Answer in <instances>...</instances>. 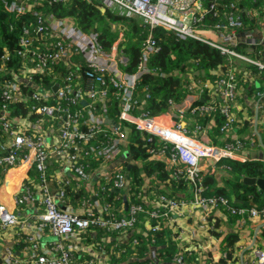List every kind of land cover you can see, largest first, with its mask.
I'll return each instance as SVG.
<instances>
[{
  "label": "trees",
  "instance_id": "trees-1",
  "mask_svg": "<svg viewBox=\"0 0 264 264\" xmlns=\"http://www.w3.org/2000/svg\"><path fill=\"white\" fill-rule=\"evenodd\" d=\"M201 1L205 11L197 23L199 26L214 27L216 24L223 26L230 12L239 15L243 21L238 31L257 28L264 21V0ZM13 2L17 5H30L32 10L38 11L43 19L52 15L56 19L74 21L76 29L95 37L98 47L103 52H110L114 41L122 33L120 51L128 58L127 65L121 66L123 71L129 74L137 73L143 57L146 56L147 70L141 72L136 80L131 95L130 110L137 115H159L185 103L195 95L192 105L185 114L193 120L194 129L207 130L213 142L218 144H232L241 153L246 154L247 159L223 157L216 162L215 165L226 172V175L222 176L225 183L223 186L218 185L215 174L210 173V170H201L196 180L197 185H194L181 164L170 166L165 159L152 151L164 146L170 151L171 144L156 135L139 131L132 124L119 120L120 98L124 90L114 86L109 73L95 70V67L84 62L80 55H74L70 59L71 67H68L63 59L52 57L47 59L44 68L36 66L38 59L27 64L28 66L24 65L25 58L19 51L29 49L31 54L32 49L45 52L48 48L45 53H49L55 51L54 44L57 40L69 41L71 38L68 33L55 36V33L36 32L37 19L34 15L28 12L19 13V15L16 14V10L9 12L5 10V3ZM24 29L29 31L26 34L27 43L23 45L21 37ZM148 45H152L153 48L149 49ZM234 48L264 64L262 44L238 42ZM234 58L207 42L191 36H180L170 28L160 25L151 27L140 16L120 14L99 0H0V116L7 112L5 119L10 124H16L20 132H29L31 123L41 122L42 115L35 112V108L47 102L76 114L78 120L75 123L79 125L78 130L88 132L91 127L89 128L84 120L88 118L86 114L89 106L84 105L81 99L76 102L71 100L69 96H74L73 92H67L68 98L57 97L55 95L57 90L54 91V87L58 85V88L62 89L68 83L75 87L83 86V88L107 86L108 99L104 102L95 99L92 103L93 110L104 120L108 117L115 123L102 122L101 129L98 128L94 136L78 135L75 143L78 148H70V152L76 155L79 164L86 171L93 173V180H99L101 184L94 194L86 195L84 191L74 187L81 182L76 177L63 187H59L58 191L62 197L67 198L65 203L70 204V200L79 201L77 204L72 202L73 206L81 205L80 209L84 210L89 207L93 217L102 214L106 219H121L124 215H130L132 206L142 207L140 211L134 213L135 221L132 225L114 228L109 225L91 224L82 231L84 241L95 240L98 247L104 248L106 254H111L109 264H154V256L164 261L161 264H172L178 256L182 257V264L186 261L198 260L201 255H198L196 249L201 247V243H192L190 239L185 238L187 234L182 232L185 226L181 219L185 216L189 217L191 213L181 212L180 209L171 211L167 203L169 200H177L182 196L188 200L192 199L196 187H200V196L203 198L215 199V203L206 202L209 204V213H205L203 206L196 208L205 215L209 214L208 218L212 224L210 235L213 240L221 236L219 228L225 222L234 220L232 215L245 221H264V214L249 215L232 211L233 209L249 210L252 207L264 208V190L243 181L245 176L264 178V159L245 153L247 148L255 146L258 140L248 134V136H238L222 143V139L227 138L228 133L235 126L241 127L242 132L247 133L249 130L248 120H244L243 123L235 111V101L239 97L238 88H240L241 80L237 69L240 66L238 62H234ZM250 66L254 75L264 77L262 66L255 64ZM230 71L235 72L236 95L230 104L235 121L232 123L233 127L223 130L227 116L221 111L222 98L218 91L214 90V86L217 81L227 77ZM23 72L30 74L31 78L28 80L27 77L22 76ZM252 72L247 75L252 76ZM15 77L18 79V88L23 98L7 97L3 94L2 83ZM69 77H71L70 81ZM37 86L51 89L54 93L53 98L49 101L33 98L32 93ZM202 105H210L214 108L203 112L199 109ZM62 109L56 114L63 115ZM15 117L18 120H15ZM45 122L52 123L48 119ZM57 122L65 125L64 117L61 116ZM117 122H120L121 129L127 132V143L123 146L122 153L107 164L111 168L112 163L118 162L121 157L124 159L121 166L127 181L126 187L119 191L115 190L117 188L114 184L115 171L112 168L111 177L108 180L98 175L99 168L105 159L91 149L92 145L104 146L107 143L106 140L113 137L110 134L106 135L103 129L109 131L113 125L118 124ZM4 137L7 138L0 133V146L6 144ZM262 144L264 145V134ZM126 150L132 156L130 167L123 153ZM0 155H7L6 149L0 148ZM48 164L45 182L42 181L39 171L34 166L23 181V186L28 187L37 196V200L41 198L45 185L52 195L57 190L58 184L56 185L55 178L49 175ZM4 171V168L0 166V179ZM93 196H96L95 199ZM163 196L167 200L162 199ZM82 201H86L85 205ZM152 212L157 215H152ZM175 214L179 217L178 219L173 216ZM167 222L172 223L175 234ZM119 236L127 237L123 241L119 239ZM224 237L225 253L222 257H214L213 264H238V259L234 256L239 240L238 235L229 232ZM183 240L192 245L185 244ZM152 252L155 255L151 258ZM71 256L73 264H93L94 262L91 256L83 255L76 249L71 251ZM209 259L210 257L207 261Z\"/></svg>",
  "mask_w": 264,
  "mask_h": 264
},
{
  "label": "built area",
  "instance_id": "built-area-1",
  "mask_svg": "<svg viewBox=\"0 0 264 264\" xmlns=\"http://www.w3.org/2000/svg\"><path fill=\"white\" fill-rule=\"evenodd\" d=\"M101 3L114 8L117 12L127 16H140L142 20L150 25L164 26L174 30L180 36H191L201 41L207 42L221 50L223 53H227L233 57L248 58L245 54L238 52L234 46L238 43L236 35L233 31L243 25V21L239 15H235L232 12L229 13L226 24L220 26L216 24L214 27L199 26L197 23L199 19L204 15L205 8L201 0H101ZM9 10L16 9L18 13L24 14L28 12L25 6L12 4L8 6ZM37 19V31L42 34L55 33L58 36L61 33H68L71 40H57L55 42V51L39 52L32 49L31 54L28 50H21L19 53L25 58L24 65L28 66L32 61L38 59L36 66L45 67L47 59L49 57L56 59H63L68 67L72 66L70 59L74 55H78L81 51L86 53L93 52L88 64L95 67V70L100 72L109 73V77L114 83V86L118 89L124 90L120 100L121 106L119 111V120L132 124L137 130L143 131L152 135H156L161 140L168 144H171L170 151L167 147L158 148L152 150L159 157L165 159L168 164H181L188 173L190 179L194 185L199 178L200 171L203 170L201 165L205 161L212 160L218 162L223 157H232L240 160L247 159V155L241 153L238 148H235L230 143L218 144L208 141L206 136L198 137L191 133L186 126L184 119L186 110L192 105V98L190 103H183L175 106L172 110L159 114V115H137L130 110L131 95L135 88L136 80L139 74L146 71V56L143 57V61L139 67L137 73L129 74L123 71L121 66L127 65L128 58L120 51L121 35L114 41L113 47L110 52H103L98 47L95 37L91 34L90 42L79 40L77 37L71 35L69 30L77 31L81 34H85L76 29L73 24L63 19H56L52 15H48L45 19L39 14L34 12ZM74 23V21H73ZM75 25V24H74ZM230 30V31H229ZM28 29H24L21 41L24 44L27 43L26 34ZM251 35L247 34V43L252 44L255 41L251 38ZM149 49H152V45H148ZM125 58L120 64V59ZM122 60V59H121ZM264 68V64L261 63ZM234 72L230 71L227 77L220 79L216 82L214 90L218 91L222 98L221 111L227 116V119L222 129H229L233 127L235 121V115L231 110V101H233L236 95V88L234 82ZM24 77L29 80L30 74L23 72ZM102 80V78H100ZM98 79V80H100ZM71 77H69V81ZM17 77L13 79H7L2 83L3 94L7 97L23 98V94L18 88ZM206 85H208L206 83ZM67 92H73L74 96H69L71 100L85 99L88 103L89 110L93 108V101L99 99L104 102L107 97V86L101 87H75L71 83H68L65 88L57 89L55 94L57 97H67ZM54 93L50 89H43L39 86L35 87L32 97L43 101H48L50 97H53ZM68 98V97H67ZM213 106L202 105L199 107L201 111H207L213 109ZM62 109L60 106L45 104L35 108V112L41 114V122L35 121L31 124L29 132H20L16 124H10L6 119L7 112L0 116V133L2 136H6L9 140L8 143L2 144L0 148H4L7 151V155H0V166L4 170L11 166L16 165L17 161L20 163L25 161L29 163V169L33 166L39 171L42 181H46L47 162L51 156H59L65 160L72 168V170L79 176L82 182H93V173L79 164L76 155L70 152V148L77 149L75 146L76 137L79 136H94L97 129H101L102 122H105L104 118L99 117L95 113H90L87 122L89 125L88 132H80L78 130L79 125L76 122L78 117L76 114H72L68 109L63 108V115L56 114L58 110ZM63 116L65 125L57 122V120ZM51 120L52 123L45 122ZM15 120L16 119L15 117ZM14 120V121H15ZM113 125L106 135H113L109 138L107 143L102 146H91L92 150L97 151V154L102 155L105 161L101 164L98 175L104 179L111 177V168L114 173V184L117 188L122 189L126 187L127 177L122 173V167L120 161H116L111 164V168L108 167L110 161H113L117 155L122 153L123 146L127 143V132L122 130L120 122ZM54 140L51 143L46 141V137L52 136ZM210 140V139H209ZM4 145V146H3ZM241 146V144H240ZM99 148V149H96ZM193 198L188 200L185 197H181L177 200H169V210L175 211L180 209L181 212L190 214L194 208L198 206L205 208V213L209 210L206 202L215 203V199H206L200 196V187H196L193 191ZM40 199L37 200V196L29 190L28 187L23 186L21 191L15 195V202L17 204H29L39 203L43 207L42 212L37 214L38 218V231H43L48 228L57 237L52 243L49 251L45 254H37L31 261L37 264H73L71 251L77 249L72 243L65 244L64 241L72 240L79 232L88 228L91 224L109 225L114 228H120L124 226L132 225L135 221L134 213L142 209L141 206H132L130 215H124L121 219H106L103 215L93 217L91 209L88 207L86 210L81 209L79 211H69L61 208L54 200L53 195L49 188L45 185L43 194L40 195ZM162 199L167 200L166 197ZM234 212L248 213L249 215L264 214V208L257 209L252 207L251 209L232 210ZM209 213V212H208ZM85 214V215H83ZM152 215H157L155 212ZM167 215V213H165ZM202 220L206 219V215L201 216ZM25 221L19 217V215L4 204L0 203V232L4 229L23 228ZM34 235V234H33ZM32 244L35 245L34 238ZM31 240V241H32ZM11 253L10 249L7 250ZM256 261L258 264H264V248L258 247L254 250ZM13 259L12 257H10ZM175 264H182L183 259L181 256L175 258ZM10 260L7 264H10Z\"/></svg>",
  "mask_w": 264,
  "mask_h": 264
},
{
  "label": "crops",
  "instance_id": "crops-1",
  "mask_svg": "<svg viewBox=\"0 0 264 264\" xmlns=\"http://www.w3.org/2000/svg\"><path fill=\"white\" fill-rule=\"evenodd\" d=\"M101 1V0H99ZM16 4V3H5V10L6 11H14L9 10L8 6ZM25 6L28 9V13L34 15V12H38L32 10L30 5H21ZM16 14H19L16 10ZM20 15V14H19ZM70 24H73V21L68 19ZM230 31V30H229ZM69 33L75 37H77L81 41H85L86 43L90 42V36L88 34H81L77 31H73L72 29L69 30ZM236 35L238 42L247 43V34L251 35V38L255 41L254 44H262L264 47V21L260 24L259 27L238 31V28L233 31ZM253 44V43H252ZM243 53V52H242ZM93 52L86 53L85 51H81L78 55L82 58V60L88 63L90 57L92 56ZM245 54V53H244ZM247 55V54H245ZM248 57V55H247ZM122 59V60H121ZM120 59V64L125 58ZM234 62H238V73L240 75V88H238V95L239 97L236 99V114L238 115L239 119L248 120L249 130L248 132H242L241 127L235 126L230 133H228L227 138L222 139V143H225L229 139L237 138L238 136H248L251 135L255 139L258 140V143L251 148H247L246 152L250 156L253 154L256 158L264 159V145L263 143V132H264V77H257L253 74L250 64H255L261 66V62L254 60L252 58H239L235 57ZM234 72V71H233ZM252 72L251 75H247L248 73ZM235 74V72H234ZM76 87H79L76 86ZM83 88V86H81ZM58 89V85H57ZM54 87V91H56ZM51 90V89H50ZM52 91V90H51ZM200 95V94H199ZM109 97V95L107 94ZM107 97V98H108ZM132 97V96H131ZM53 98L50 97L49 100ZM190 98L194 99L195 95L191 96ZM48 100V101H49ZM107 100V99H105ZM85 101V102H84ZM81 102L87 106V101L81 99ZM191 101L190 99L186 100L185 103L189 104ZM93 108V107H92ZM89 108L87 111V116H90ZM94 113L92 109L90 111ZM100 117V116H99ZM84 121H88V118ZM184 122L186 126L189 128L191 133L197 135L198 137L206 136L208 139L213 141V139L208 135L207 130H200L198 131L196 128L194 129L193 120L191 117L185 116ZM35 123V122H34ZM242 123V124H243ZM32 124V123H31ZM193 126V127H192ZM32 130V129H31ZM5 138V137H4ZM6 142L8 143V139ZM54 140L53 134L52 136H47L46 141L51 143ZM225 141V142H224ZM3 143V142H2ZM216 143V142H215ZM220 144V143H219ZM126 156V162L130 163L132 159H128V156H131L129 151L126 150L123 152ZM132 157V156H131ZM54 159V160H51ZM119 161H124L123 157L119 159ZM49 163V164H48ZM48 171L50 169V176H52L54 181H56V185L58 184L57 190L53 193V200L61 207L69 211H79L81 210L79 205L78 207H74L73 203H79V201H72L70 200V204L65 203L67 201L64 197H62L58 191L59 187H63L67 182L69 183L72 179L79 176L72 171L71 166L59 156H52L48 161ZM216 163L212 160L205 161L202 163L201 167L203 170L208 171L210 173H214L219 186H223L225 183L223 181L222 176L226 175L224 170L217 167ZM170 165V164H169ZM171 166V165H170ZM29 163L23 161L18 163L14 166L9 167L2 173V177L0 179V203L4 204L13 212L17 213L19 217H21L25 221V225L23 228H12V229H4L0 232V264H7L10 260V264H37L31 261L37 254H45L49 251L52 243L56 240V236L51 232L50 229L46 228L43 231H38V218L37 214L42 212L43 207L39 203H29L25 205L17 204L15 202V195L21 191L23 188V181L26 178L27 174L29 173ZM96 178V176L94 177ZM54 183V182H52ZM101 181L96 180L91 183L87 182H79L75 184V188L79 189L80 191H84L87 194H94L97 188L100 186ZM78 186V187H77ZM96 196H93L95 199ZM185 197V196H182ZM69 201V199H68ZM238 201V199H235ZM73 202V203H72ZM83 202V201H82ZM86 202V201H85ZM85 202L83 204L85 205ZM88 208V207H87ZM189 210V209H188ZM187 210V213L189 211ZM203 213L196 208H194L193 212L190 216L186 218L183 217L182 223L185 227L182 228V232L186 233L187 236L185 238L190 239L192 243H201V247L196 249L198 255H201L198 260H191L186 261L185 264H213L215 262L214 257H222L225 253V237L227 233L238 235V243L236 249L234 250V256L236 257L238 264H258L256 261V257L254 254V250L259 246L264 247V221H249V220H242L238 218L236 215H232L234 220L225 222L219 231L221 230V236L218 237L216 240H213L212 236L210 235V229L212 227L211 221H209L208 215H206V219L202 220L201 216ZM177 219L178 216L173 215ZM170 224V225H169ZM175 234V230L172 227V223H168ZM34 234V235H33ZM30 237L34 238L35 245L32 244L33 240H30ZM127 237V236H126ZM125 236H119V239L125 241ZM186 241V240H185ZM183 240L185 244H189ZM90 242V243H89ZM64 243L67 244H74L76 246L77 251H81L83 255H89L93 258V264H109V259L111 254H106V250L103 248L98 247L95 244V240H85L83 238L82 232H79L77 237L72 240H66ZM192 245V244H189ZM10 249L11 253H8L7 250ZM155 253L152 252L150 257L154 256ZM12 257L13 259H11ZM210 259L207 261V258ZM212 258V259H211ZM175 264V261H172ZM164 263L162 259H159L154 256V264H161ZM172 263V264H173Z\"/></svg>",
  "mask_w": 264,
  "mask_h": 264
},
{
  "label": "water",
  "instance_id": "water-1",
  "mask_svg": "<svg viewBox=\"0 0 264 264\" xmlns=\"http://www.w3.org/2000/svg\"><path fill=\"white\" fill-rule=\"evenodd\" d=\"M55 89H57V85H55ZM85 102V101H84ZM105 121H109L111 123H115V121L108 119V117H105ZM128 159H131V156H128ZM131 166V164L129 163V167ZM243 181L247 184H253V185H257L258 187H260L261 189L264 190V178H257V177H250V176H245ZM116 191H119V188H115Z\"/></svg>",
  "mask_w": 264,
  "mask_h": 264
},
{
  "label": "rangeland",
  "instance_id": "rangeland-1",
  "mask_svg": "<svg viewBox=\"0 0 264 264\" xmlns=\"http://www.w3.org/2000/svg\"><path fill=\"white\" fill-rule=\"evenodd\" d=\"M208 141L212 142L211 140L207 139Z\"/></svg>",
  "mask_w": 264,
  "mask_h": 264
}]
</instances>
